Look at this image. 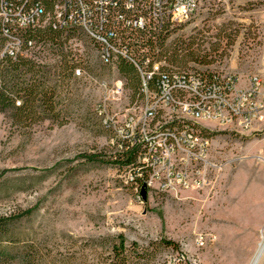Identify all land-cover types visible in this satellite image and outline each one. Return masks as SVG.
I'll return each mask as SVG.
<instances>
[{"label":"rangeland","instance_id":"1","mask_svg":"<svg viewBox=\"0 0 264 264\" xmlns=\"http://www.w3.org/2000/svg\"><path fill=\"white\" fill-rule=\"evenodd\" d=\"M168 29L153 50L164 67L264 76V0H199L191 17ZM66 44L76 66L60 93L63 115L18 127L0 114V215L30 209L10 225L6 252L33 264H114L110 248L122 236L138 253L125 264H251L264 241V115L248 130L198 120L220 166L201 186L145 185L143 198L129 167L79 157L115 152L112 124L141 101L85 35ZM160 239L177 249L155 247Z\"/></svg>","mask_w":264,"mask_h":264},{"label":"built area","instance_id":"2","mask_svg":"<svg viewBox=\"0 0 264 264\" xmlns=\"http://www.w3.org/2000/svg\"><path fill=\"white\" fill-rule=\"evenodd\" d=\"M198 2L57 0L51 18L41 20L43 9L31 0H0V35L5 40L0 51L17 52L20 40L13 34L16 29L52 19V26L74 24L95 41L102 64L114 63L118 56L130 59L140 76L144 97L122 123L112 124L111 144L129 141L140 145L137 159L147 168L146 186L163 190L201 186L207 182L208 172L220 164L210 155V142L195 123L214 120L251 128L264 115V76L223 72L208 80L190 70L165 72L160 61L137 60L127 48L132 30L158 31L181 23L195 13ZM154 75L158 76L156 90L149 87ZM102 124L111 126L105 119Z\"/></svg>","mask_w":264,"mask_h":264},{"label":"trees","instance_id":"3","mask_svg":"<svg viewBox=\"0 0 264 264\" xmlns=\"http://www.w3.org/2000/svg\"><path fill=\"white\" fill-rule=\"evenodd\" d=\"M56 1L31 0L43 9L41 20L46 17L51 18ZM51 20L24 29H16L13 34L20 40L17 52L9 54L0 51V114L8 116L11 123L18 127H29L33 123L45 119H59L65 111L64 101L60 93L63 90L65 79L74 74L76 66L73 57H70V48H67L66 43L76 33L85 34L74 24L52 26ZM168 28L169 26H164L158 31L150 32L132 30L128 33L130 41L127 43V48L131 50L137 60L145 58L152 60L154 59L153 50L158 43H162L167 37ZM119 34L122 36L121 32L117 31V35ZM88 39L98 48L95 41ZM4 42V38L0 35V50ZM179 60L176 56L171 57L172 63H179ZM112 64L117 67L119 74L127 80L132 97L142 99L144 93L140 88V76L133 62L126 57L118 56L114 63L106 65ZM161 69L165 72L169 70L187 71L164 66ZM193 72L208 80L214 75ZM157 78L158 76L154 75L150 80V89H157ZM56 123L62 124L64 121L59 120ZM117 144H111L115 148V152L111 154L107 155L102 151L83 152L79 157L89 164L127 166L133 171L131 182L139 189L143 185L145 188L144 180L147 176V168L137 159L141 151L140 145L132 144L129 141H121ZM29 213L30 209H26L17 214L0 215V264H33L28 255L25 256L24 253H19L18 256L9 254L6 252L5 246L1 245L4 237L8 234L10 225ZM123 242V237L119 236L118 245H111L110 254L114 264H125L130 254L138 255L135 251L136 244L134 242H131L130 249H127ZM154 246H167L177 249L175 242L166 239H160L154 243ZM140 257L142 256H137V258Z\"/></svg>","mask_w":264,"mask_h":264},{"label":"bare ground","instance_id":"4","mask_svg":"<svg viewBox=\"0 0 264 264\" xmlns=\"http://www.w3.org/2000/svg\"><path fill=\"white\" fill-rule=\"evenodd\" d=\"M262 251H264V241L259 243L258 249H257V251L255 253L254 259H253L251 264H256V262L258 261Z\"/></svg>","mask_w":264,"mask_h":264},{"label":"water","instance_id":"5","mask_svg":"<svg viewBox=\"0 0 264 264\" xmlns=\"http://www.w3.org/2000/svg\"><path fill=\"white\" fill-rule=\"evenodd\" d=\"M144 192H145V190H144V185L143 186H141V188H140V195L144 198Z\"/></svg>","mask_w":264,"mask_h":264}]
</instances>
